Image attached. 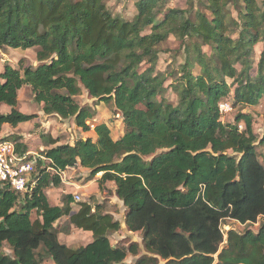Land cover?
<instances>
[{"label":"trees","instance_id":"1","mask_svg":"<svg viewBox=\"0 0 264 264\" xmlns=\"http://www.w3.org/2000/svg\"><path fill=\"white\" fill-rule=\"evenodd\" d=\"M166 1L137 0L134 16L122 19L107 0H0V48H36L38 62L0 70V106L9 107L0 112V130L35 118L15 109L24 85L44 114L74 118L88 131L93 113L75 100L82 87L111 102L124 126L113 139L98 122L95 140L52 146L47 162L29 155L36 174L24 193L0 187V247L11 249L0 252V264L46 257L54 264H121L127 252L136 255L135 244L110 243L120 223L99 202L75 204L67 194L60 206L50 204L44 189L75 166L100 173L99 188L114 185L126 228L141 232L151 254L133 264H157L156 257L165 264H264V222L256 232L221 228L225 220L247 225L264 217V162L251 115L238 112L234 123H224L218 109L226 99L256 106L264 96V45L255 52L264 44V0H187L184 9L166 8ZM170 36L183 60L155 73ZM168 87L175 103L165 97ZM17 139L16 151L27 152ZM64 217L91 240L76 249L61 243L55 223Z\"/></svg>","mask_w":264,"mask_h":264},{"label":"rangeland","instance_id":"2","mask_svg":"<svg viewBox=\"0 0 264 264\" xmlns=\"http://www.w3.org/2000/svg\"><path fill=\"white\" fill-rule=\"evenodd\" d=\"M137 0H107V7L114 16H118L122 19H131L136 13L135 2ZM188 6L187 0H167L166 8H186ZM200 7V6H199ZM201 10L203 6L200 7ZM263 43H259L255 46L256 55L260 53L263 47ZM208 52V48H203ZM178 41L170 36L161 46V51L158 55V60L155 66V73L165 72L168 73L180 64L183 60L182 53H178ZM36 48H30L26 50L12 49L8 47L0 48V70L4 64H9L12 67L23 68L25 66H36L38 64L35 58ZM145 64L142 68H146ZM173 78L169 75L164 82L165 86H168ZM18 102L15 109L26 114H35V118L28 122L20 123L17 127L5 125L0 130V138L13 141L15 138L17 142L25 148L31 156H38L42 161L47 162L45 153L52 146L60 144H74L77 140H84L91 138L95 140L93 132L94 125L98 122L105 123L110 129V134L113 139L119 138L124 131L123 120L120 113L117 112L114 105L109 102H101L95 98L89 97L87 91L84 88H80L78 95L75 97L76 102L80 106H88L93 117L86 121L89 126L88 131L82 130L77 126L74 118L62 119L54 114H44L41 110V104H38L33 99V94L30 87L24 85L18 91ZM172 103L176 102L175 92L168 87L165 93ZM227 102L231 109L227 112L220 114V119L224 123H234L236 113L245 112L249 113L252 118V128L257 135L256 150L259 154V158L264 162V144H259V139L264 135V96L256 106H244L236 105L232 106L230 99L223 100ZM221 103V102H220ZM9 111V107L4 105L0 106V112L6 113ZM239 130H243L244 124L239 123ZM56 139L57 143L51 145L48 140ZM149 159V158H147ZM145 159V160H147ZM34 164V163H33ZM60 178V184L58 186H49L44 189V192L52 205L60 206L64 196L70 194L73 196L75 204L77 202L89 201L91 204L100 203L103 206V210L109 212L114 219L120 223V228L115 232H110L108 238L113 246H123L126 249L131 244L137 246V253L133 255L129 252L126 253V257L121 264H133L136 259L142 255L149 254L143 244L141 232H131L125 226V206L122 201L118 199L113 193V184L108 182L104 187L99 188L97 184V178L101 175L98 173L92 177L90 171L86 168L75 166L65 169L62 172H57ZM34 171L30 179L35 176ZM37 215L33 212L31 219H35ZM264 222V217H259L253 224L242 225L233 220H225L222 222L221 228L224 232L229 229L241 232L245 229H250L256 232L259 224ZM55 226L59 230L57 236L61 243H64L71 249H76L82 245H85L91 240V233L81 229H76L69 226L66 218H61L55 223ZM68 231H64V227H68ZM0 252L10 254L11 249L7 244H3L0 247ZM157 264H165V260L156 257ZM40 264H54L49 257H46Z\"/></svg>","mask_w":264,"mask_h":264},{"label":"built area","instance_id":"3","mask_svg":"<svg viewBox=\"0 0 264 264\" xmlns=\"http://www.w3.org/2000/svg\"><path fill=\"white\" fill-rule=\"evenodd\" d=\"M218 109L221 114L231 107L227 102H221ZM29 155V152H17L13 141L0 138V187L8 185L15 192H25L26 184L35 171L34 164L28 160Z\"/></svg>","mask_w":264,"mask_h":264},{"label":"crops","instance_id":"4","mask_svg":"<svg viewBox=\"0 0 264 264\" xmlns=\"http://www.w3.org/2000/svg\"><path fill=\"white\" fill-rule=\"evenodd\" d=\"M5 125H6V124H4V125L2 126V128L5 127ZM107 183H108V182H107ZM110 183H111V182H110ZM113 186H114V185H113ZM113 193H114V188H113ZM88 232H89V231H88Z\"/></svg>","mask_w":264,"mask_h":264}]
</instances>
